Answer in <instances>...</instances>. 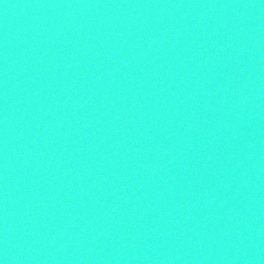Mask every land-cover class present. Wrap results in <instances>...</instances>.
Wrapping results in <instances>:
<instances>
[{
	"label": "water",
	"instance_id": "obj_1",
	"mask_svg": "<svg viewBox=\"0 0 264 264\" xmlns=\"http://www.w3.org/2000/svg\"><path fill=\"white\" fill-rule=\"evenodd\" d=\"M0 264H264V0H0Z\"/></svg>",
	"mask_w": 264,
	"mask_h": 264
}]
</instances>
